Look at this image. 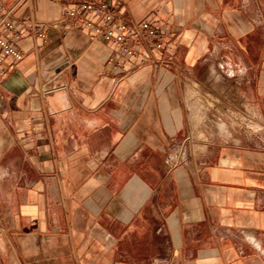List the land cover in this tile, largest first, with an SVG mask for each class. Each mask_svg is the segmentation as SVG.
<instances>
[{
	"label": "crops",
	"instance_id": "1",
	"mask_svg": "<svg viewBox=\"0 0 264 264\" xmlns=\"http://www.w3.org/2000/svg\"><path fill=\"white\" fill-rule=\"evenodd\" d=\"M106 1L157 63L0 0L34 28L0 85V264H264V0Z\"/></svg>",
	"mask_w": 264,
	"mask_h": 264
},
{
	"label": "built area",
	"instance_id": "2",
	"mask_svg": "<svg viewBox=\"0 0 264 264\" xmlns=\"http://www.w3.org/2000/svg\"><path fill=\"white\" fill-rule=\"evenodd\" d=\"M52 1L62 5L67 18L80 22L96 35L113 43L125 55L137 58L140 64L157 63L153 52L166 49L164 34L148 20H126L106 0ZM13 10L4 11L0 2V85L2 78L10 71L11 62L24 57L15 41L24 37L25 33L34 31L33 26H20L14 21L11 17ZM38 35L46 39L43 31H39Z\"/></svg>",
	"mask_w": 264,
	"mask_h": 264
},
{
	"label": "water",
	"instance_id": "3",
	"mask_svg": "<svg viewBox=\"0 0 264 264\" xmlns=\"http://www.w3.org/2000/svg\"><path fill=\"white\" fill-rule=\"evenodd\" d=\"M44 90L48 95L60 96V101L62 100V104L60 106L61 110H66L72 107L63 71L58 70L56 74L44 85Z\"/></svg>",
	"mask_w": 264,
	"mask_h": 264
}]
</instances>
